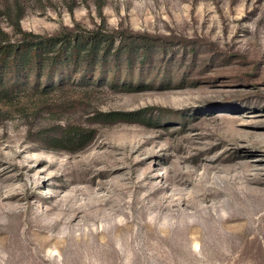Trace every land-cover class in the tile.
I'll return each mask as SVG.
<instances>
[{"label": "rangeland", "instance_id": "1", "mask_svg": "<svg viewBox=\"0 0 264 264\" xmlns=\"http://www.w3.org/2000/svg\"><path fill=\"white\" fill-rule=\"evenodd\" d=\"M15 2L106 65L0 96V264H264V0Z\"/></svg>", "mask_w": 264, "mask_h": 264}, {"label": "trees", "instance_id": "2", "mask_svg": "<svg viewBox=\"0 0 264 264\" xmlns=\"http://www.w3.org/2000/svg\"><path fill=\"white\" fill-rule=\"evenodd\" d=\"M12 13L15 15L14 19H11ZM22 14L23 11L17 2L7 6L2 12L5 18L11 19L12 22L9 24L21 39L11 42L0 28V96L7 97L14 86H62L66 78L62 81L59 79V82L55 83L56 74L82 73L83 71L89 74L94 73L97 63L100 67L106 65L105 55L100 54L98 49L102 43L100 39L104 31L102 26L94 32L87 31L86 37H82L78 32H69L66 36L58 34L43 38L22 32L19 27ZM43 78L45 82H41ZM112 84L116 86L117 81L111 82ZM134 115L136 113L104 116L126 118V116ZM59 141L67 145H80L78 147L80 149L86 144L87 136L80 129L66 127L60 134Z\"/></svg>", "mask_w": 264, "mask_h": 264}]
</instances>
